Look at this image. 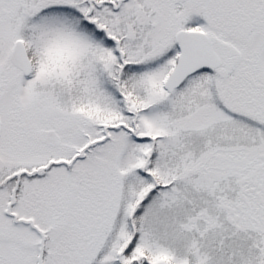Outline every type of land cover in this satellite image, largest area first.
Listing matches in <instances>:
<instances>
[{
    "label": "snow or ice",
    "instance_id": "snow-or-ice-1",
    "mask_svg": "<svg viewBox=\"0 0 264 264\" xmlns=\"http://www.w3.org/2000/svg\"><path fill=\"white\" fill-rule=\"evenodd\" d=\"M0 264H264V0H0Z\"/></svg>",
    "mask_w": 264,
    "mask_h": 264
}]
</instances>
